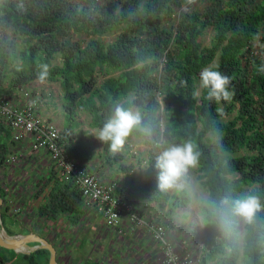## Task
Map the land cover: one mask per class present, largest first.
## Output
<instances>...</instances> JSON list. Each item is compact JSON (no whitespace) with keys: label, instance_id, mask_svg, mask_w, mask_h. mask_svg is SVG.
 <instances>
[{"label":"trees","instance_id":"obj_1","mask_svg":"<svg viewBox=\"0 0 264 264\" xmlns=\"http://www.w3.org/2000/svg\"><path fill=\"white\" fill-rule=\"evenodd\" d=\"M189 1L0 0V93L5 84L15 90L41 80L37 73L46 66L43 80L60 82L61 140L75 156L85 151L81 113L96 128L118 103L139 110L151 138L133 129L124 140L146 146L147 175L137 189L171 212L190 204L191 179L183 177V189L158 187L154 141H190L198 153L191 168L208 192L202 214L210 236L199 264H238L241 257L264 264V0H206L196 8ZM217 64L229 77V101L208 100L198 85L200 70ZM12 133L0 122V167L17 144ZM101 156L125 171L133 167L107 141ZM41 181L37 214L54 222L68 215L77 224L85 213L80 189L54 166ZM249 191L261 208L241 236V219L219 202ZM0 196L7 204L2 186ZM2 219L9 234L18 233L8 205ZM49 258L48 249L23 253L0 245V264H49Z\"/></svg>","mask_w":264,"mask_h":264},{"label":"rangeland","instance_id":"obj_2","mask_svg":"<svg viewBox=\"0 0 264 264\" xmlns=\"http://www.w3.org/2000/svg\"><path fill=\"white\" fill-rule=\"evenodd\" d=\"M205 2L206 0H190L186 5L189 4L196 8L202 7ZM114 36L115 34L112 33L106 36L105 39L111 40ZM212 36L213 30L211 28L207 29L201 37L204 44H209ZM255 48L259 50V47ZM33 84L43 94L52 91L54 94L53 110L54 108H63L60 82L41 79L33 81ZM80 118L83 121L81 130L85 131L83 145H85L87 151L89 150L101 156L104 141L91 133L93 127L89 125L90 117L88 115L81 113ZM57 123L61 128V123L58 121ZM15 148V159H11L10 162L0 167V186L7 192L8 199V203L3 202L1 208L4 210L5 206L8 205L10 215L18 222V224L12 225L16 231L36 232L54 243L57 248L59 264H83L86 259L98 262V264H166L161 251L156 255H151L149 250L146 252L140 250L139 245H137V249H134L137 243L135 235L113 233V228L107 227L106 224H101L96 229L90 228V232L83 234L82 232L86 227L85 223L79 225L69 224L64 219L52 222L39 216L37 207L44 201V192L39 196L36 193L43 185L41 179L46 178L49 174L48 158L29 148H19V146ZM118 151L125 154L122 161L133 166V175L129 181L142 182L141 180L145 179L147 175L146 146L141 141L132 138L124 141ZM186 174L191 179L189 192L192 200L190 204L183 208H177L173 212L169 208L163 209L164 212L169 214L170 225L174 221L175 232L169 231V236L176 251L183 257V261L188 253H190V258L200 257L201 259L205 241L210 236L209 230L204 226L202 214V205L207 200L208 192L201 183L200 172L196 167H189ZM156 220L158 219L151 222H158ZM170 225L168 223L169 228H171ZM244 225L245 221L241 220V236L243 235ZM141 227L140 230H145L151 235L145 226ZM127 234L130 237L126 236ZM83 236L88 237L87 243L84 248L79 250L81 252L76 254L73 249L76 248L78 241ZM138 243L141 244V242ZM238 264H244L243 257H241Z\"/></svg>","mask_w":264,"mask_h":264},{"label":"built area","instance_id":"obj_3","mask_svg":"<svg viewBox=\"0 0 264 264\" xmlns=\"http://www.w3.org/2000/svg\"><path fill=\"white\" fill-rule=\"evenodd\" d=\"M34 84L30 83L12 91L7 84L4 85V91L0 93V122L12 127V135L17 143L29 140L33 151L50 154L57 176L74 183L83 195L84 204L97 206L108 226H117L122 216L127 213L133 220H138L134 212V202L116 193V183L103 182L66 148V143L61 140V128L40 109L43 95ZM6 90L10 91V96L6 94ZM12 150L8 162L15 159V149ZM147 225L162 249L166 264L200 263V257L190 258V253L183 261L169 236L166 223L150 221Z\"/></svg>","mask_w":264,"mask_h":264},{"label":"clouds","instance_id":"obj_4","mask_svg":"<svg viewBox=\"0 0 264 264\" xmlns=\"http://www.w3.org/2000/svg\"><path fill=\"white\" fill-rule=\"evenodd\" d=\"M47 75L48 71L45 66L37 73V78L44 79ZM198 85L200 89L204 90L205 96L210 101L219 102L231 99L232 92L228 88L229 77L220 71L218 64L205 66L200 70ZM133 129H139L151 138V127L143 122L142 113L118 103L115 105L112 114L102 125L93 128L91 133L100 140L107 141L112 151H117ZM154 143L159 148L154 163L158 170V187L161 190L183 189L185 187L183 177H185L189 167L196 163L198 153L194 151V145L188 140L177 143L163 136L156 139ZM224 204H230L232 215L245 222H251L261 208L257 195L252 191L230 201L222 199L219 202V205Z\"/></svg>","mask_w":264,"mask_h":264},{"label":"crops","instance_id":"obj_5","mask_svg":"<svg viewBox=\"0 0 264 264\" xmlns=\"http://www.w3.org/2000/svg\"><path fill=\"white\" fill-rule=\"evenodd\" d=\"M47 93L48 91L45 92L44 94L43 92H41L43 97L41 99L40 109L44 112L46 116L50 117V119H52L57 125H58L57 121L61 123V127H62L64 123V112H63L64 110L62 107L54 108L53 110L54 94L52 93V91L49 92L48 94ZM6 94L8 96L11 95L9 90L6 92ZM16 146H19V148L22 147V148L31 149L29 140L17 143ZM82 148L85 149V151L79 152L76 155L78 160L82 162L83 164H85L91 171L96 173L103 182L116 183V193L119 196L129 199L132 202H134V212L138 216V220L135 221L131 218V215L129 213L124 214L121 218L120 223L117 226L112 227V226H108L105 223L103 214L98 210L97 206H94V207L86 206L84 204L85 213L81 217L80 221L76 224V225L83 224V223L86 224V227L82 233L87 234L88 232H90L89 231L90 228L96 229V227L100 226L101 224L103 225L106 224L107 227L113 228L112 229L113 233H116V232L124 233V234L129 233L131 236L135 235L137 243L135 244L134 249H137V245H139L138 248H140V250L144 252L149 250L150 252L149 254L151 255L153 254L156 255L160 251L162 252V249L159 243L153 236L150 229H148L147 222L153 221L154 219H158L156 221L165 222L167 223V225L169 223L170 225L169 214H167L163 210V209L166 210L168 206H165L164 208H162L158 206L155 202L150 201V200H145L140 196L137 188L139 187L141 183H143L144 179L141 180L142 182H136V180L129 181L133 175V171H132L133 169H131L130 171H125L124 169L120 168L118 164H115V163L113 164L107 161L103 156H100L99 154L96 155L95 153H92L89 150L87 151L85 145H83ZM15 151H16V148H15ZM34 152H40L39 153L40 155H43L45 158H48L49 168L50 169L52 168L53 162L51 160L50 154H48L45 151H34ZM63 219L66 223L74 224L71 222L70 217L68 215H63L58 221L63 220ZM141 226H145L147 228V231L150 232L152 236L148 234L145 230H140L142 228ZM170 226L171 228H169L168 226L169 231L175 232L174 221L171 222ZM29 232H32V231H29ZM126 236L130 237L128 234ZM87 240H88V237L83 236L82 239L78 241V244L76 245V248L73 249V251H76V254H79L81 252L79 250L85 247ZM138 242H141V244H139ZM83 264H98V262H94L92 260L86 259L83 262Z\"/></svg>","mask_w":264,"mask_h":264},{"label":"water","instance_id":"obj_6","mask_svg":"<svg viewBox=\"0 0 264 264\" xmlns=\"http://www.w3.org/2000/svg\"><path fill=\"white\" fill-rule=\"evenodd\" d=\"M4 199L0 196V245L16 252L31 253L43 248L50 251L49 264H59L56 246L46 237L36 232H18L9 234L2 219V204Z\"/></svg>","mask_w":264,"mask_h":264},{"label":"flooded vegetation","instance_id":"obj_7","mask_svg":"<svg viewBox=\"0 0 264 264\" xmlns=\"http://www.w3.org/2000/svg\"><path fill=\"white\" fill-rule=\"evenodd\" d=\"M41 235V234H40ZM54 244V243H53ZM58 257V256H57Z\"/></svg>","mask_w":264,"mask_h":264}]
</instances>
